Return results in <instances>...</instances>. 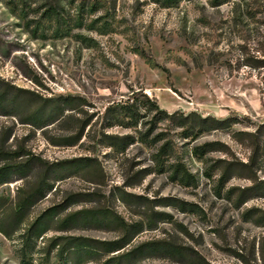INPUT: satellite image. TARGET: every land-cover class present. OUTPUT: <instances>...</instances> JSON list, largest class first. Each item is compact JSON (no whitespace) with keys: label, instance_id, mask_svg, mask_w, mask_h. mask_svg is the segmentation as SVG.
Returning <instances> with one entry per match:
<instances>
[{"label":"rangeland","instance_id":"rangeland-1","mask_svg":"<svg viewBox=\"0 0 264 264\" xmlns=\"http://www.w3.org/2000/svg\"><path fill=\"white\" fill-rule=\"evenodd\" d=\"M263 58L264 0H0V148L34 162L0 195L45 178L26 225L61 204L53 226L82 209L114 218L50 230L34 264H62L47 254L57 236L127 229L137 264H264V68L245 64ZM134 92L225 122L186 136L142 107L137 125L113 124ZM65 96L82 105L30 122ZM17 245L0 232V264H21Z\"/></svg>","mask_w":264,"mask_h":264},{"label":"trees","instance_id":"trees-1","mask_svg":"<svg viewBox=\"0 0 264 264\" xmlns=\"http://www.w3.org/2000/svg\"><path fill=\"white\" fill-rule=\"evenodd\" d=\"M245 64L253 68H264V58ZM136 93L138 92H134L133 96H130L126 101L118 102L114 107L110 108L114 113L113 118L115 121L113 124H124L126 119H128V123L137 125L141 117L140 110L142 107L150 111H157L159 115H162V118H170L177 126L186 129V136L198 135L218 129L225 122L213 116L203 117L196 112L189 114L179 111L169 113L167 110L160 108L157 100H151L146 95L144 96L145 100L139 102L137 96H135L138 95ZM76 100L77 98L74 96L56 98L54 104L59 109V112H55L56 110L52 109L44 118L45 110L36 111L31 115L30 122L40 127L54 123L62 117L65 110L76 109L82 105V103H76ZM124 148L125 146L121 150ZM15 153L7 152L0 148V186L13 182L18 177L25 178L29 176L33 169V159L24 163L15 162L13 161L15 159L13 154ZM19 156L21 155H17V157ZM47 192L46 179L41 178L36 186L29 191L18 189L15 202H10L7 197L0 195V232L9 240H17L16 253L21 264H34L31 257L37 249L38 241L40 238H44L45 234L50 230L67 231L71 225L87 224L94 220L114 221V218L106 213L82 209L67 214L53 226L52 222H54L58 213L68 209L67 204H61L46 209L35 220L26 225L30 218L32 207L42 200ZM139 231L140 228H136L134 233ZM128 233L129 230L127 229L125 235L115 240H98L86 236H57L51 239L47 254L50 256L53 251H56L55 256L62 264H87L90 262L98 264H137L138 256L144 250L142 247L126 249L134 237V234L129 235ZM150 249L175 253V250L169 246H158Z\"/></svg>","mask_w":264,"mask_h":264}]
</instances>
